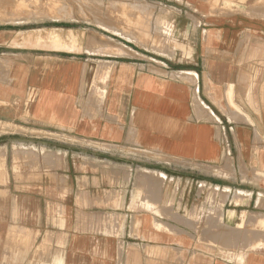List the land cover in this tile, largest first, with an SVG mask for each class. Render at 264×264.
<instances>
[{
    "label": "crops",
    "instance_id": "obj_1",
    "mask_svg": "<svg viewBox=\"0 0 264 264\" xmlns=\"http://www.w3.org/2000/svg\"><path fill=\"white\" fill-rule=\"evenodd\" d=\"M137 1L171 7L176 47L0 42V123L31 138L0 144L3 208L31 220L5 223L3 264H264V191L219 181L264 165V0Z\"/></svg>",
    "mask_w": 264,
    "mask_h": 264
},
{
    "label": "rangeland",
    "instance_id": "obj_2",
    "mask_svg": "<svg viewBox=\"0 0 264 264\" xmlns=\"http://www.w3.org/2000/svg\"><path fill=\"white\" fill-rule=\"evenodd\" d=\"M242 1L245 2L246 0ZM0 4V27H5V29H0L8 31L0 38V42L10 41L12 45L20 41H26L25 43L28 44L41 41L43 45L47 44V46L49 43H58L59 47H68L56 39V33L58 30H62L63 35L73 40L72 47L75 48L87 42L91 43V47H98L99 43H103L102 47L104 48L90 50L91 53H97V58L103 59L109 58L108 55H112V58H131L132 55L136 57L137 52L153 57L154 54L146 51V49L163 51V47L167 49L169 46L176 47V42L179 40L177 28L172 23L173 20L171 19L170 22L168 20L169 17H172V15L170 16L171 7H164L147 1L56 0V6L54 0H0ZM215 4L218 9V4ZM52 6L55 8H52ZM50 9H54V11ZM261 73H264V69L261 70ZM257 84L260 85V88H258L261 92L259 97L264 104V82ZM255 93L257 95L258 91ZM235 109H238V107H235ZM261 119L264 122V114H262ZM261 128L255 131L256 137L250 147L251 153L254 155L261 153L264 155V123H262ZM25 133L16 125L6 126L4 123H0V144L7 141L20 143L22 140L31 139L29 138L30 134L26 136ZM46 133V136L51 137L50 132ZM231 152L239 154V161L232 162L233 175L235 176L238 168L240 171L243 169L242 165L244 166V164L241 163L240 154L245 151L239 146ZM15 153L18 155L19 152L15 151ZM254 164L257 165V168L255 167L253 170L260 171L257 172V178H254L253 176L256 174L252 173L251 180L256 181L253 182L257 183L256 185L253 183L242 185L237 176L233 180L220 178L219 181L224 183H221V185L237 189H242L243 186L258 187L264 191V165L262 162ZM18 165L16 159L14 165L9 167L10 174L11 170H18ZM219 166L222 165L219 164ZM9 172L7 168L4 173L1 174L0 172V188L10 186ZM17 180V178H11L12 190H15V187L18 186ZM0 197V236L6 222L19 223L20 217H23L22 222L31 221L25 220L24 212L20 214L17 209L3 208L4 205L12 203L15 197L13 194L11 196L9 193L5 196L0 194ZM0 264H3L1 259Z\"/></svg>",
    "mask_w": 264,
    "mask_h": 264
},
{
    "label": "bare ground",
    "instance_id": "obj_3",
    "mask_svg": "<svg viewBox=\"0 0 264 264\" xmlns=\"http://www.w3.org/2000/svg\"><path fill=\"white\" fill-rule=\"evenodd\" d=\"M27 1H28V0H27ZM31 1H32V0H31ZM51 1H52V0H51ZM58 1H59V0H58ZM63 1H64V0H63ZM75 1H76V0H75ZM78 1H79V0H78ZM88 1H89V0H88ZM95 1H96V0H95ZM98 1H99V0H98ZM54 2H55V5H56V0H54ZM80 2H81V1H80ZM92 2H93V1H92ZM118 2H119V1H118ZM120 2H121V1H120ZM59 3H60V2H59ZM93 3H94V2H93ZM60 4H61V3H60ZM81 4H82V3H81ZM94 4H95V3H94ZM96 4H97V3H96ZM98 4H99V3H98ZM127 4H129V3H127ZM228 4H229V3H228ZM0 5H1V4H0ZM55 5H54V6H55ZM57 5H59V4L57 3ZM57 5H56V6H57ZM83 5H84V4H83ZM88 5H90V4H88ZM99 5H100V4H99ZM131 6H132V5H131ZM93 7H94V6H93ZM95 7H96V6H95ZM0 8H1V7H0ZM52 8H55V7L52 6ZM61 8H62V7H61ZM96 8H97V7H96ZM91 9H92V7H91ZM50 10H51V9H50ZM52 10L54 11V9H52ZM52 10H51V11H52ZM95 10H96V9H95ZM23 151H24V150H23ZM17 152H18V151H17ZM20 152H21V150H20ZM257 217H258V216H257ZM263 217H264V216H263ZM259 219H261V218H259ZM262 219H263V218H262ZM262 219H261V220H262Z\"/></svg>",
    "mask_w": 264,
    "mask_h": 264
}]
</instances>
